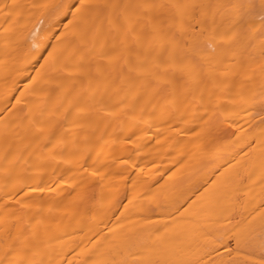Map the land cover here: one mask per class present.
I'll use <instances>...</instances> for the list:
<instances>
[{
  "label": "bare ground",
  "instance_id": "6f19581e",
  "mask_svg": "<svg viewBox=\"0 0 264 264\" xmlns=\"http://www.w3.org/2000/svg\"><path fill=\"white\" fill-rule=\"evenodd\" d=\"M0 264H264V0H0Z\"/></svg>",
  "mask_w": 264,
  "mask_h": 264
}]
</instances>
